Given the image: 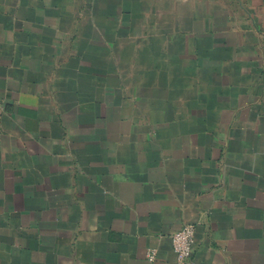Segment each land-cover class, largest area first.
Returning a JSON list of instances; mask_svg holds the SVG:
<instances>
[{"label": "crops", "instance_id": "1", "mask_svg": "<svg viewBox=\"0 0 264 264\" xmlns=\"http://www.w3.org/2000/svg\"><path fill=\"white\" fill-rule=\"evenodd\" d=\"M190 223L264 264V0H0V264H177Z\"/></svg>", "mask_w": 264, "mask_h": 264}, {"label": "built area", "instance_id": "2", "mask_svg": "<svg viewBox=\"0 0 264 264\" xmlns=\"http://www.w3.org/2000/svg\"><path fill=\"white\" fill-rule=\"evenodd\" d=\"M195 226L193 224H185L172 233L171 243L172 249L176 255L177 264H187L190 256L192 245L194 243ZM156 250L148 249L146 255L149 261L155 258Z\"/></svg>", "mask_w": 264, "mask_h": 264}]
</instances>
